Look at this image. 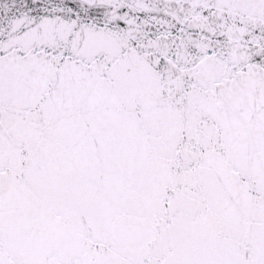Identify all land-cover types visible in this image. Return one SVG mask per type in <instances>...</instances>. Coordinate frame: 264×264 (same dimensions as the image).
Wrapping results in <instances>:
<instances>
[{"label": "snow or ice", "instance_id": "1", "mask_svg": "<svg viewBox=\"0 0 264 264\" xmlns=\"http://www.w3.org/2000/svg\"><path fill=\"white\" fill-rule=\"evenodd\" d=\"M0 264H264V0H0Z\"/></svg>", "mask_w": 264, "mask_h": 264}]
</instances>
